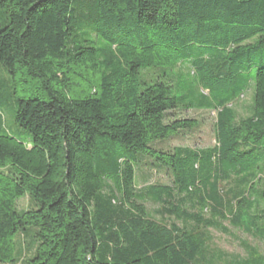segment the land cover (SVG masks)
I'll return each mask as SVG.
<instances>
[{
	"label": "trees",
	"instance_id": "16d2710c",
	"mask_svg": "<svg viewBox=\"0 0 264 264\" xmlns=\"http://www.w3.org/2000/svg\"><path fill=\"white\" fill-rule=\"evenodd\" d=\"M14 96L0 264H264L207 240L264 241V0H0V108ZM177 110L215 111L216 144L163 147L199 124Z\"/></svg>",
	"mask_w": 264,
	"mask_h": 264
},
{
	"label": "rangeland",
	"instance_id": "374dc122",
	"mask_svg": "<svg viewBox=\"0 0 264 264\" xmlns=\"http://www.w3.org/2000/svg\"><path fill=\"white\" fill-rule=\"evenodd\" d=\"M7 83L10 87L13 86L12 79L7 80ZM16 96L21 95L18 93L16 94ZM251 96L252 92L249 91L246 95L241 97V99L235 103V106L240 115L245 116L246 114H248L249 106L251 105ZM16 105L17 101H15L14 96L13 99L7 105L1 107L0 110L3 114V118L6 123V128H8V132H10L12 135L24 138V135L28 133L26 130L18 126L14 119V112L12 113ZM175 113L177 117L196 119L199 124L196 128L189 131H184L177 137L168 140L163 144V147L169 148L177 145H182L203 148L208 146H214L216 144V138L214 133V124L216 121L215 111L177 110ZM147 178L148 179H144V181L142 180V178H140L139 185L143 186L145 184L156 182L167 183L169 181L168 176L164 172L158 174L150 173ZM29 202V197L26 196L18 201V207L20 209H26L29 206ZM146 206L149 211L153 213L156 218L159 219V216L156 215L155 212L157 210L158 205L149 202L146 203ZM224 224L228 227L230 233L227 234L216 229H210L209 231H207V240L211 252L226 251L229 254V259H233L235 255L245 257L247 251L244 247V243H247V245L256 247L262 254H264V241L254 238L241 230L231 227L228 222H225Z\"/></svg>",
	"mask_w": 264,
	"mask_h": 264
}]
</instances>
